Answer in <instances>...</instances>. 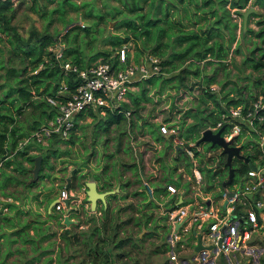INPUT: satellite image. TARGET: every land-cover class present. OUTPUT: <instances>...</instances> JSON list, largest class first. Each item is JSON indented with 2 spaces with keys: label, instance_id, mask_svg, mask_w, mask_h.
I'll use <instances>...</instances> for the list:
<instances>
[{
  "label": "rangeland",
  "instance_id": "374dc122",
  "mask_svg": "<svg viewBox=\"0 0 264 264\" xmlns=\"http://www.w3.org/2000/svg\"><path fill=\"white\" fill-rule=\"evenodd\" d=\"M158 1L17 0L13 22L19 31L24 33L25 37L32 30L41 33L47 31L66 50H71L69 53H65L69 59H75L76 55H79L82 58L80 62L85 64H93L102 60L104 51H107L108 60L112 59L118 46L111 44L110 41L117 40L120 35H129L125 44L128 48V54L133 60L143 57L156 42H168V47H164V49L166 50L165 54L170 55L173 52L172 48L180 49L183 44L185 46V43L179 45L173 40L177 34L174 33V30L179 27L178 24L173 27L170 26V23H161L168 32H162L161 37L156 38V33L152 30L151 37L143 43L142 39H135L130 30L121 23V21L130 18L137 19L135 13L139 12L149 16H156L157 14L158 17H162L163 15L157 12L154 14ZM168 1L170 0H165V2ZM173 1L176 2L175 5L177 6L170 8L172 10L169 18L181 20L183 22L181 28L185 31L195 28V24L191 22L194 17L193 11L196 10L198 15H201L203 11L196 8V0ZM197 2L202 4V0H197ZM247 3L245 7L235 10L243 11L250 5L254 6L257 12L256 15L251 14L249 16L247 28L257 29L264 24V21H262L263 23L257 22V20H264V7H259L263 5L255 4L254 0H249ZM138 5L141 6L140 9L129 10V7H137ZM161 8L164 9L163 6ZM234 11H231V18L237 24L235 32L239 44H237V49L234 48V44L232 45V56L226 64L225 71L220 69L217 72L219 77L216 76V79L219 80L216 83L217 88H220L224 83L225 86L222 87L225 92L242 84L249 86L254 77L263 76L264 71L263 68L252 70L249 66L246 56L255 43L260 44V40L253 33H247V29L245 32L242 31V15L235 14ZM137 21L140 22L141 20L138 18ZM202 21L201 19L200 22ZM81 25H85L87 28H82ZM261 50V48L255 49V56L256 54L258 56ZM164 57L166 56L164 55ZM242 58H245L246 63L242 61ZM190 60L188 58L185 61H180L179 58H175V68L169 63H165L167 71L163 78L171 79L162 80L161 92L154 93L153 99L147 101L138 113L127 115L124 112L126 118L118 123L113 122L106 130L104 126L107 112L114 113V111H107L102 114L97 113L98 110H96V116H91L87 112L77 117L75 128L66 138L68 140L56 142L53 141L54 136L49 138L48 148L45 150L42 148L41 151V153L47 152L48 156L41 158V166L36 178L32 179L31 169L34 162L29 164L25 160L29 170L24 174L8 168L15 175V179L10 183L1 185L6 172L3 171L2 175L0 172V202L2 198L11 197L15 204L14 207L8 206V209L3 212L0 209L2 212L0 215L5 213L11 218L10 220L0 218V264H93L88 254L89 248L93 245L92 242H86V238L93 225L100 222L102 226V221L107 223L106 229L108 231H116L117 239L125 240L121 248L110 246L114 254H119L117 258H113L114 264H169L168 246L166 245L168 223L166 224L164 216L159 211L160 204H164V202H156L158 199L153 201L145 183L148 184L151 178L162 183L163 177H168L171 182H179V172L175 170L177 167L170 168L167 165V163H173L174 151L171 147H167L168 143H165L164 147L162 143L160 144L151 137L149 131L144 135L139 132L136 133L137 128L135 126L132 128L134 131H131L128 127V121L134 119L142 122L141 119L137 118L140 116L148 121L144 126L148 130L154 129L155 123L159 121L177 123L179 130L183 126L185 129H192L195 132V130L203 127L202 123H195L192 126L190 122H193L194 118L184 116L186 108H203L205 105L210 108L213 105L210 100L207 101L208 103L201 100L200 95L204 84L193 83L198 82L201 77H197L194 73L187 75L186 85L175 86L177 80L174 79V76L182 67L189 65V62H192ZM204 62L202 60L197 63L201 69L200 74H211L217 62L213 61L207 64ZM190 66L194 68L193 64ZM250 73L254 76L249 78ZM157 80L161 81V79ZM118 135L121 138L119 146L117 145ZM243 137L241 134L237 141L246 144ZM197 138L198 134H195L191 139L195 142ZM32 141L34 140L32 139ZM201 147L204 152L212 150L213 159L220 156L217 152L218 145L203 141L193 146L199 155L198 160H202L201 157L205 156ZM141 151L144 152V155L142 164H140L141 167L137 169L129 164L136 159L133 154L141 153ZM184 160L188 162L186 157ZM166 170L168 174H166ZM137 172H139V176ZM40 173L41 175H39ZM74 173L77 177L73 178L70 184L68 180ZM96 173L109 175L107 181L112 182L111 189L99 186V191H113L107 195L105 201L97 200V204L91 209L89 202L85 201L87 189L85 182L94 180L100 185L103 179L100 181L93 179V174ZM216 173L219 180L239 179V174L233 165L231 167L220 166ZM187 176L188 173L185 171L182 177L186 178ZM125 182L128 185L120 188V184ZM30 183L33 185H29ZM150 183L154 186V183ZM67 184L78 195L80 201L76 203L78 207L76 216L69 213V217L74 222L65 226L63 219L60 220L59 217L55 216L56 211L51 203L56 199L60 189ZM187 184L188 182H185L184 186ZM167 185L166 188L168 189ZM114 186L117 189H113ZM173 186L175 185L173 184ZM192 186L194 187V184ZM110 194H115V197L113 196L109 200ZM162 200L166 201L164 198ZM156 203L158 205H155ZM101 207L104 208L105 212ZM28 222L30 223L29 227L25 228V224ZM117 224L118 226H116ZM38 226L41 232L46 235L41 232L37 234ZM263 229L260 228L258 233L253 232L246 240L247 253L254 254V259H247L245 263L239 261V264H264ZM67 230L73 234V241L71 242H68L65 236ZM97 232L103 233L98 230ZM150 232L152 233L150 234ZM190 232L192 231L187 228L179 243L181 248L179 256L181 257H189L194 252L187 247V237L190 236ZM217 264H225L222 256H220Z\"/></svg>",
  "mask_w": 264,
  "mask_h": 264
},
{
  "label": "trees",
  "instance_id": "16d2710c",
  "mask_svg": "<svg viewBox=\"0 0 264 264\" xmlns=\"http://www.w3.org/2000/svg\"><path fill=\"white\" fill-rule=\"evenodd\" d=\"M182 1V0H181ZM248 0H202V4H199L196 0V8L199 10H203L201 12V15L197 14V11L194 10L193 14L194 17L191 19L192 24H195V28H190L188 31H185L181 28L183 26V22L181 20H175L170 19L169 15H171L169 5L166 7V12L162 14V17H158L157 14L155 15H146L142 12L135 13L137 19L139 18L141 21H137L136 18H130L129 20L121 21L123 25H125L126 28H128L131 32V34L134 36L135 39H142V42L145 43L149 37H151L152 30L156 33V38L161 37L162 32H165L166 29L163 27L161 23H170V26H176V24L179 25V27L174 30V33H177L174 37V41L177 42V44H183L185 43V46L182 45L180 49H174L172 48V51L170 55L165 54L164 47H168L167 43L162 42H156L154 46L151 47L148 53L155 54L161 58V64H162V70L167 71L166 64L169 63L173 68L176 67V64L174 63L175 58H179L180 61H185L186 59H191L192 62H189L190 64L187 66H184L180 69L177 75L174 76V79H176L175 86H184L186 85V76L190 74H195L197 77H201L197 83L202 86V94L200 95L201 100L206 103L208 100L212 101L213 107L208 108L203 107H194L193 108H187L184 112V116H192L194 118L192 123V126L195 123H202L203 127L206 126L208 123H214L219 119L220 112L222 111V107L220 105V102L225 101L227 105L229 104H243L248 105L249 102L257 96L258 93L264 92V71L263 76H257L253 79V86L256 88V91L248 93L246 96L243 94H240V91H238L234 96H229L228 93H225L222 96H218L217 93L211 91L209 84L213 81H215L217 72L222 69L225 71V58L229 54L230 46L232 41L236 37L235 27L236 22L232 21L231 16V9L227 7V4L230 5V7H239L237 9H240L241 7H245ZM254 3L262 4L264 7V0H254ZM208 5L207 8H205ZM141 6L138 5L137 7H129L130 11H134L137 9H140ZM208 9V10H207ZM236 14H241L242 11L235 10ZM199 13V12H198ZM14 14V8L12 4V0H0V24L2 25L3 30H13L12 33V43H13V51L14 56L18 57L19 65L14 68V71L18 73L19 77L16 80H13L16 84L15 87H13L12 82L8 81L7 84L10 86V88L15 89L18 94V98L20 99V102L16 105V113H22L29 103L37 102L36 104L41 107V111H46V108H50L48 110L47 118L51 117L55 110L48 104L45 100V95L47 94H55L56 90L59 87V84L61 80L66 81L68 84V89L71 90L75 87L77 84V80L75 79L76 75L74 73H69L68 75H64L61 68H60V60L56 59L54 57V54L52 50L48 49L49 46L53 45L56 40L53 38L52 35H50L47 31L46 32H38L37 30L30 31V34L27 37L22 36L19 32L15 30V27L12 24V17ZM253 15H256V13H253ZM154 16V17H153ZM203 20L200 22V20ZM264 20H257L258 23H263ZM82 28H87L85 25H81ZM168 32V31H166ZM253 33L256 38H259L260 44L255 43L254 47L249 49V54L246 56L247 61H250V65L253 69L260 70L261 68L264 69V24H262L259 28L254 29L252 27L247 28V33ZM254 37V38H255ZM129 35H120L118 36L117 40L110 41L111 44L117 45L118 47L122 44H125L128 41ZM55 40V41H54ZM158 41V40H157ZM173 46V45H172ZM262 49L259 52V55L255 56L254 51L255 49ZM237 49V47L235 48ZM71 50L64 47L63 48V59H67L68 57L65 55V53H69ZM140 51V50H139ZM104 57L102 60H108L107 58V51H104ZM143 53V52H140ZM147 53V52H146ZM72 54V53H70ZM166 56L163 58V56ZM12 59V57H11ZM80 59H82L79 55H76L75 59H71L74 63L79 65L80 67L87 66L89 64H85L83 62H80ZM138 60V58H135ZM190 60V61H191ZM204 60L205 64L212 63L213 61H216V65L214 67V71L211 74H200L201 69L199 67L200 61ZM112 65H117L118 60L116 59V56H114L112 59L108 60ZM196 62V63H195ZM193 64L194 68H192L190 65ZM36 70V71H35ZM191 72V73H190ZM162 73L155 74L152 76H149L147 78L138 80L135 82V85L137 89H132L128 92L129 101L122 103V108L124 111L126 109L130 110V113H138L141 108L145 106V103L147 101H150L154 97V93H160L161 92V83L163 79H171V78H163ZM157 79H161L159 82ZM158 81V82H157ZM34 88L38 95L36 98H32L31 102H27L28 99H30L31 91H29L30 88ZM42 87V90H39V88ZM153 88V90H152ZM10 92V90L8 91ZM42 95V97H41ZM178 95V93H177ZM39 98V99H37ZM36 99V100H35ZM209 102V101H208ZM207 102V103H208ZM46 104V106H45ZM46 107L44 108L43 107ZM89 114L91 116H96V113L92 110H88ZM15 113V115H16ZM99 113V112H97ZM83 112H80L78 116L83 115ZM2 118L13 120L14 116H12L11 112H7L5 114H0ZM77 116V117H78ZM46 118V119H47ZM126 115L124 112H114L109 113L107 112V116L105 119V128L106 130L109 128L113 122H120L122 119H125ZM137 118L141 119L142 122H138L134 119H130L128 121V127L131 131H134L132 128L135 126L137 128L136 133H140L144 135L147 131L152 132L153 135H156L155 130L153 128L147 129L144 128V126L148 123L147 120L144 118L138 116ZM44 120L40 121V123L44 122ZM185 119L183 120V122ZM206 124V125H205ZM76 125V123H75ZM38 127V126H37ZM36 127V128H37ZM147 127V126H146ZM7 128V127H6ZM5 128V130H6ZM201 129V127L199 128ZM180 133L184 135L187 138H192L195 134H198L199 136V130H192V129H185V127H181ZM12 136H14V132L12 130ZM136 137V134L134 135ZM117 145L119 146L121 143V138L118 135ZM158 137V136H156ZM4 138L5 133L0 132V160L3 161V165L8 166L12 162L15 164L13 166V169L19 170L21 173L28 171L22 166V162L19 160H12L10 158L4 159L5 155L7 154L5 151L8 150V148L4 147ZM71 138V137H70ZM53 141H66L68 139H62L59 137L54 136ZM49 144L46 146V149L48 148ZM18 151L20 153H24L25 150H22L19 148ZM5 152V153H4ZM43 158L47 157V152L43 153ZM140 155V152H139ZM28 160L33 161V157L31 155L26 156ZM139 163L142 164V158L138 156V159L136 158L135 161L129 165H132L138 169ZM232 165L235 167V171H239V173H244L248 170V164L246 161L242 160L241 158H234L232 160ZM139 176V172H137ZM41 175V173L39 174ZM15 176L12 174L4 173L3 178V185L5 184L6 180H13ZM77 175L74 173L71 175V178L75 179ZM69 180L71 184V180ZM93 179L100 181V179H103V181L100 182V185L98 187L111 189L112 182L107 181L109 179V175L107 174H101L96 173L93 174ZM139 180V179H138ZM29 185H33V183H30ZM127 182L120 184V188L127 186ZM115 197V194H110L108 196V199H112V197ZM87 202V200L85 199ZM101 202V201H100ZM3 204L14 207V202H4ZM103 208V207H101ZM78 208H71L70 213L73 214V216H76ZM56 211V210H55ZM104 211V208H103ZM105 212V211H104ZM0 213H2L0 211ZM51 213V212H50ZM55 214V213H54ZM56 217L61 218V213L56 211ZM0 218H3L4 220H10L11 218L5 213L0 215ZM70 218V217H69ZM104 220V219H103ZM96 223V222H95ZM29 222L25 224V228L29 227ZM66 226V224H63ZM118 226V224L116 225ZM69 227V226H68ZM24 228V229H25ZM107 223L105 221H102V226L99 223H96L93 225L91 232L87 235L86 242H92L91 244L93 247L89 248V255L91 258V261L93 264H98L100 262L102 263H109L114 262L113 258H117L119 254H114L112 249H110V246L114 248H121L123 245V242L125 240H119L117 239L116 231L113 230L108 231L107 229ZM20 231H25L22 229H19ZM101 231L103 233L97 232ZM37 234L41 232L40 227L36 229ZM43 235H46L44 232H41ZM152 232H150L151 234ZM66 238L68 239V242L73 241L72 237L73 234L70 230H67L65 233ZM126 240H129L126 238ZM166 243V242H165ZM168 246V244H166ZM91 246V245H90ZM116 260V259H115Z\"/></svg>",
  "mask_w": 264,
  "mask_h": 264
},
{
  "label": "built area",
  "instance_id": "2783aa9c",
  "mask_svg": "<svg viewBox=\"0 0 264 264\" xmlns=\"http://www.w3.org/2000/svg\"><path fill=\"white\" fill-rule=\"evenodd\" d=\"M48 49L52 50L54 57L60 60L59 65L64 75L71 72L76 75L77 84L69 90L66 81L61 80L55 94L45 95L46 102L54 108L55 113L40 123L26 139L32 138L34 142L42 145H47L48 139L53 136L68 138L75 128L80 112L87 113L90 109L94 112L98 110L102 114L107 111L130 114L129 109L124 111L122 103L129 101L128 92L136 87L135 82L155 74H165L159 56L146 53L138 61L133 60L128 54L126 44H122L115 51L118 60L115 66L108 60H99L80 67L71 60L63 59V46L57 41ZM211 88L214 89V86ZM220 105L222 111L219 119L214 123H208L200 133L204 128H210L214 132L222 128L220 134L223 138L229 141V144L239 145L237 138L244 129L255 132L257 138H254V142L248 146L249 157L253 160L252 155L256 154L258 158L264 159V92L257 94L247 106L227 105L225 101L220 102ZM158 130L162 134H169L172 142L181 147L182 152L191 162L190 172L194 185L202 182L201 166L215 172L220 166H225V156L221 154L220 145L217 147L220 156L215 159L212 158V150L204 152L201 147L205 156L203 161L199 162V155L193 146L200 142L197 143L185 137L180 133L178 126L169 124L167 121H159ZM22 143V141L19 142V146ZM2 162L0 160V168ZM263 168L264 162L259 164L258 169L248 168L235 184L230 196L224 190L221 192L229 203L224 213H221L217 206L204 201L197 203V207L192 210L187 205H176L166 210L167 223L170 227L167 238L169 264H217L220 256H223L225 264H238L233 258L229 259L230 256L236 252L239 254L245 252L247 250L246 240L259 228L256 209L264 207V174L261 171ZM167 187L172 192L177 189L173 184H168ZM255 193L259 195L254 196ZM56 199L53 207L61 213L62 219L64 215L69 214L71 208L77 207L76 203L80 201L75 192L67 186L60 189ZM3 201L13 202V199L11 197L1 199L2 212L8 209ZM236 204L243 208V213L232 215L231 211ZM187 223L193 225V229L197 232H201L203 247L197 251V254L182 258L179 256L181 250L179 243L182 235L189 228ZM98 264L114 263L112 261Z\"/></svg>",
  "mask_w": 264,
  "mask_h": 264
},
{
  "label": "crops",
  "instance_id": "0c3cea01",
  "mask_svg": "<svg viewBox=\"0 0 264 264\" xmlns=\"http://www.w3.org/2000/svg\"><path fill=\"white\" fill-rule=\"evenodd\" d=\"M179 1H181V0H179ZM16 2H17V0H12V4H13V8H14V14L12 17V24L11 25H13L15 27V30L17 32H19L22 36L25 37L24 33H21L19 31L18 27L13 22V19L15 16ZM247 2H249V0ZM175 3L176 2H174L173 0H170L168 2H165V0H159L158 3L156 4L154 14L156 12L159 14H164L166 12V7L169 4H170L169 8H172V7L177 6V5H175ZM256 4H259V3H256ZM259 5H257V6H259ZM162 6L164 7V9L161 8ZM205 6L207 7L208 5H205ZM227 7H229V9H231V11L233 9L239 8V7H230L229 4H227ZM259 7H263V6H259ZM169 10L171 12L172 9H169ZM12 33H13V30H11V29L3 30L2 25L0 26V114H5L7 112H9V113L11 112L12 116H14L13 120H9V119L2 118L0 115V132L5 133L4 147L8 148V150L5 151L7 154L5 155L4 159L10 158L12 160H19L22 162V166L25 169L29 170V168L25 164L24 160L29 164H31L33 161L28 160L26 156L31 155L34 158V156L39 154V153L43 154V153H41V151H42V148H43V150L46 149V145H42L40 143L34 142V141H32V138H29L28 140H26V139L28 137H30V135L34 131V129L40 124V121L47 118V116H48L47 114L49 112L48 110L50 108H48L45 104V106L48 108V110L43 105V107L46 108V111H44L45 109L43 111H41V107L36 104L37 102H35V101H34V103L31 102L32 98H36V96H39L38 93L36 92V90L32 87L29 89V91H31L32 94H30V99L27 100V102H31V103L26 105V107L22 113H19V114L16 113V111H15L16 105L18 104V102H20V99L17 96L18 92L15 89L10 88V86H8V84L6 83L7 80L13 81L19 77L18 73L15 72L14 68H13V67L16 68L17 65H19V61H18L19 58L14 56V51H13L14 45L11 41L13 39ZM237 41H238L237 37H235V39L231 43L229 54L224 59L225 64H227L228 61H230V58L232 56L231 55L232 54V51H231L232 45L234 44L235 45L234 48H236L237 44H239ZM11 57H12V59H11ZM67 60H71V59L67 58ZM242 61L244 63H246L245 58H242ZM247 62L249 64V66L251 67L250 61H247ZM246 66H247V64H246ZM249 66H247V67H249ZM252 70H253V68H252ZM253 76L254 75H252L250 73L249 78L253 77ZM217 77H219V76H217ZM217 81H219V80L215 79V81H213L209 84V87L213 92L217 93L218 96L219 95L222 96V94L224 95L225 93H228L229 96H234L238 91H240V94H243L244 96H246L248 93L256 91V88L253 86V82H252V84H250L249 86L242 84L241 86L234 87L233 89L231 88L230 90L225 92L223 90V87L225 86V84L223 83L222 84L223 87L220 86V88H217V85H216ZM225 82H226V80H225ZM14 83L15 82L13 81L12 85ZM15 86H16V84H15ZM211 86H214V89H212ZM9 90H10V92H8ZM39 90H42V87H40ZM233 90L236 92L234 93ZM41 97H42V95H41ZM39 98H40V96H39ZM39 98H37V99H39ZM211 107H213V105ZM46 112H47V114H46ZM15 113H16V115H15ZM167 122L169 123V121H167ZM171 123L178 126L177 123H174V122H171ZM5 128H6V130H5ZM202 128L203 127H201V129ZM201 129H199V136L201 135V133H200ZM12 130L14 132V136H12L13 135ZM154 130H155L156 135H153L152 132L149 131L148 133L150 134V136L153 137L154 139H156L158 142H160V144L162 143L164 145L165 143H168L169 145L167 147H171V149L174 151V156L172 157L173 163H171V164L167 163V165L170 168L177 167V168H175V170L179 172V182L178 183L169 181L168 177H163L161 179L162 183L160 181H158L157 179H154V178H151L149 180V183H148L149 187H151V192H149L150 198L153 201H154V199L155 200L158 199V200H156V202H158V201L160 203L164 202V204H160L159 211H160L161 215L164 216L166 224H167L166 210L168 208H170L172 206H176V205H187V207L190 210H192V209L197 207V203L204 201L206 203H211L214 206H217L221 213L226 212L225 208L229 205V203L227 202V199L225 198L224 195H222L221 192L224 190L227 192V195L230 196L232 194L233 188H235V184L239 181V179H241L240 177L243 173L240 174L239 171H237L239 174V179H236V180H231V181H229V179L219 180L218 174L215 171H213L211 169L208 170L206 167L201 166L202 175H203L202 182L200 184H195L193 187L192 185L194 184V182H193L191 172H190L191 162L185 156V154L182 153L181 147L177 146L176 144H174L172 142L171 136L169 134H162L159 132L158 123H155ZM241 134L244 136L243 139L246 142V144H243L240 141V144H239L240 152L243 155H249V152H248L249 147L248 146H249V144H251V142H254V138L256 139L257 135L255 132H250V131L245 130V129L242 131ZM156 136H158V137H156ZM199 136H198V138H199ZM21 141L23 143H22V145L19 146V142H21ZM200 142H203V141H200ZM131 145H133V144H131ZM164 147H165V145H164ZM19 148L22 150V152H23V150H25V152L20 153L18 151ZM144 149L146 150V148H144ZM143 155H144V152L141 151L140 155H139V153L133 154V157L138 159V156L143 158ZM252 156L254 157L253 160H254L256 165L259 166V164H261V162L262 163L264 162V159L258 158L256 156V154H253ZM42 157H43V155H42ZM158 157H161V156L158 155ZM184 157H186L188 159L189 164L186 160H184ZM201 158H204V157H201ZM234 158H240V157L233 156L232 160ZM242 160H244V159H242ZM198 161L202 162L203 159L198 160ZM2 165H3V162H2ZM14 165L15 164L12 162L8 166H6V165H4L3 167L1 166V168H0L1 175H2L3 171H5L8 174L9 173L12 174L8 168H12V171H18L21 174V172L19 170L13 169ZM140 167L141 166L139 163L138 169ZM185 171H186V173H188V176L186 178L182 177V174ZM261 171L264 174V168L261 169ZM26 172L27 171L23 172V174ZM166 174H168L167 170H166ZM12 175L15 176L14 174H12ZM174 178L176 179V177H174ZM14 179H15V177H14ZM13 180H6L5 183H8V182L10 183ZM3 182L4 181L1 182V185H3ZM68 182H69V180H68ZM150 182L154 183V186ZM185 182H188V184L186 186H184ZM167 183L174 184L175 187L177 188L176 192H170L166 188ZM96 184H97V182H96ZM115 187L116 186H114L113 189H117V187H119V186L117 185V187L116 188ZM97 188H98V184H97ZM98 190H99V188H98ZM259 193H255L253 195L258 196ZM248 195L250 197V194H248ZM76 196L78 197L77 194H76ZM162 198H164L166 201H163ZM98 201H101V200H98ZM101 202H103V201H101ZM155 205H158V204L156 203ZM256 211H257V219L259 222V228L256 230V232L258 233L260 231L259 230L260 228H264V207H262V208L259 207L256 209ZM231 212H232V215H238L239 213H243V208L239 204H236V207ZM187 225H188L190 231H192L193 229L191 230V228H193V225H190V223H187ZM167 227H168V235H169L170 227L168 224H167ZM184 234H185V232H184ZM184 234L182 236H184ZM196 240H197L196 234L194 232H190V236L187 237V242H188L187 247L190 248L191 250H194V252H192L189 255V257H191L193 254H197V250L194 249ZM184 253H186V252H184ZM184 257L189 258L188 256H182V258H184ZM232 258L238 264H239V261L242 263H245L247 259L253 260L254 254L247 253V250H246L242 254H239L238 252H236L235 254H232L229 259H232Z\"/></svg>",
  "mask_w": 264,
  "mask_h": 264
},
{
  "label": "water",
  "instance_id": "95a60500",
  "mask_svg": "<svg viewBox=\"0 0 264 264\" xmlns=\"http://www.w3.org/2000/svg\"><path fill=\"white\" fill-rule=\"evenodd\" d=\"M256 9L254 6L250 5L245 10L241 12L242 15V31L245 32L247 29V23L249 16L252 13H256ZM222 128H219L215 132L212 131L210 128H204L201 132V135L197 139V143L200 141H210L212 145L217 144L222 147L221 154L225 155V166L231 167L232 165V157L237 156L242 159H244L249 168L258 169L259 166L255 164V162L249 157V155H243L240 152V146L229 144V141L225 140L223 136L220 134ZM41 158L42 154H37L33 158V168L31 169L33 176L32 179L36 178L38 176V171L41 166ZM231 170V169H230ZM230 180V179H229ZM85 185L87 187L86 189V199L89 202L90 208H94V206L97 204V200L105 201L106 196L109 193H112L113 190H107V191H99L97 188V184L94 180H89L85 182ZM69 186V184H67ZM145 187L147 188L148 192H151V189L147 183H145ZM57 199H54L51 203L53 206L56 203ZM68 204V201L66 202ZM63 222L68 225L69 223H73L74 220L69 218L68 214L64 215ZM196 234L197 240L194 246L195 250H200L203 245L201 243V232H197L195 229L192 230Z\"/></svg>",
  "mask_w": 264,
  "mask_h": 264
},
{
  "label": "clouds",
  "instance_id": "9594fccd",
  "mask_svg": "<svg viewBox=\"0 0 264 264\" xmlns=\"http://www.w3.org/2000/svg\"><path fill=\"white\" fill-rule=\"evenodd\" d=\"M66 186V185H65ZM68 187V186H67ZM69 188V187H68ZM71 189V188H70ZM57 198V197H56ZM88 202V201H87ZM53 207V206H52ZM78 208V207H77ZM70 211V210H69ZM68 213H70V212H68ZM68 216H69V214H68Z\"/></svg>",
  "mask_w": 264,
  "mask_h": 264
}]
</instances>
